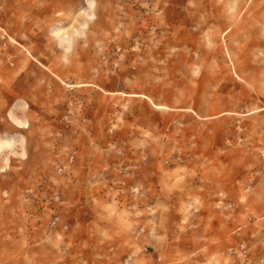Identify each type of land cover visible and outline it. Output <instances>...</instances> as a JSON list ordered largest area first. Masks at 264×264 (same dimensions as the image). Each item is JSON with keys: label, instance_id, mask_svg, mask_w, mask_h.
<instances>
[{"label": "rangeland", "instance_id": "rangeland-1", "mask_svg": "<svg viewBox=\"0 0 264 264\" xmlns=\"http://www.w3.org/2000/svg\"><path fill=\"white\" fill-rule=\"evenodd\" d=\"M8 140L0 264H200L197 209L264 208V0H0Z\"/></svg>", "mask_w": 264, "mask_h": 264}, {"label": "crops", "instance_id": "crops-1", "mask_svg": "<svg viewBox=\"0 0 264 264\" xmlns=\"http://www.w3.org/2000/svg\"><path fill=\"white\" fill-rule=\"evenodd\" d=\"M24 127L23 129H25ZM197 210L199 211L198 215L189 221L184 228V234L174 235L177 239L182 238V242L186 240L187 242H197L198 247L194 254L200 264H209L213 257L220 259V264H225L227 259L229 264H238L237 256L227 254L226 250L236 249L241 242L248 245L251 253L256 247L259 249L257 254L250 253L249 263H256L260 259H264V208L255 209L248 204H232L229 210L230 215H228L230 218L223 220L224 225L221 224L222 220L220 221L221 211L218 213L209 207ZM253 210L254 215L250 213ZM212 212L215 214L213 215ZM172 222L173 226H179V220ZM174 235H171L170 238H175Z\"/></svg>", "mask_w": 264, "mask_h": 264}, {"label": "built area", "instance_id": "built-area-1", "mask_svg": "<svg viewBox=\"0 0 264 264\" xmlns=\"http://www.w3.org/2000/svg\"><path fill=\"white\" fill-rule=\"evenodd\" d=\"M231 252L239 258L242 264H249L250 252L245 243H240L236 249H231ZM256 264H264V260L260 259Z\"/></svg>", "mask_w": 264, "mask_h": 264}, {"label": "bare ground", "instance_id": "bare-ground-1", "mask_svg": "<svg viewBox=\"0 0 264 264\" xmlns=\"http://www.w3.org/2000/svg\"><path fill=\"white\" fill-rule=\"evenodd\" d=\"M63 40L65 41L63 49L65 52H67L70 49V44H69L67 39H63ZM10 118H11L12 123L14 125H16L17 127L23 128L25 126V121L21 117L11 115ZM10 144H11V140L10 141L9 140L8 141H0V150L2 149L3 146H9Z\"/></svg>", "mask_w": 264, "mask_h": 264}]
</instances>
